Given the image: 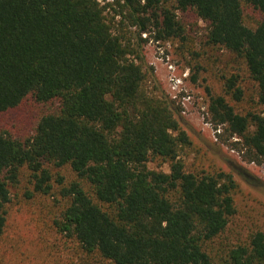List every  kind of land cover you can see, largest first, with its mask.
Instances as JSON below:
<instances>
[{
	"label": "trees",
	"instance_id": "obj_1",
	"mask_svg": "<svg viewBox=\"0 0 264 264\" xmlns=\"http://www.w3.org/2000/svg\"><path fill=\"white\" fill-rule=\"evenodd\" d=\"M101 1L0 0V113L28 98L53 106L25 139L0 131V238L22 176L26 199L63 202L53 225L75 241L79 264H264L263 230L224 236L238 183L231 170L185 162L193 145L182 108L142 37L185 41L180 13L206 24L205 43L230 52L253 84L240 110L238 72L222 76V92L205 87L206 119L220 143L261 165L264 0ZM155 160L168 172L150 169Z\"/></svg>",
	"mask_w": 264,
	"mask_h": 264
},
{
	"label": "rangeland",
	"instance_id": "obj_2",
	"mask_svg": "<svg viewBox=\"0 0 264 264\" xmlns=\"http://www.w3.org/2000/svg\"><path fill=\"white\" fill-rule=\"evenodd\" d=\"M179 17L185 25L186 40H156L154 33L143 35L147 40L143 53L165 93L182 108L178 118L193 145L185 162L206 168L214 164L233 172L238 183V212L224 236L239 242L253 230L264 231V164L243 162L237 152L216 139L220 128L216 130L206 119L205 87L222 92V76L238 72L244 98L234 106L240 110L249 103L253 84L230 52L205 43L204 22L191 13H180ZM195 74L194 83L191 76ZM52 108L28 98L19 107L0 113V131L25 139L32 135L40 115ZM148 167L164 172L169 169L167 163L157 160L148 162ZM49 169L67 180L72 177L66 167ZM25 188L26 178L21 176V184L11 191L7 226L0 238V264H79L81 251L75 241L59 234L53 225L63 202L56 196L33 195L26 199Z\"/></svg>",
	"mask_w": 264,
	"mask_h": 264
}]
</instances>
